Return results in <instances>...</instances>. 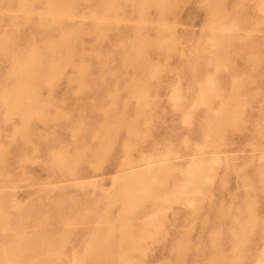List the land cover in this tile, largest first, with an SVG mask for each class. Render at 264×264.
I'll use <instances>...</instances> for the list:
<instances>
[{
  "label": "rangeland",
  "instance_id": "obj_1",
  "mask_svg": "<svg viewBox=\"0 0 264 264\" xmlns=\"http://www.w3.org/2000/svg\"><path fill=\"white\" fill-rule=\"evenodd\" d=\"M262 260L264 0H0V264Z\"/></svg>",
  "mask_w": 264,
  "mask_h": 264
},
{
  "label": "bare ground",
  "instance_id": "obj_2",
  "mask_svg": "<svg viewBox=\"0 0 264 264\" xmlns=\"http://www.w3.org/2000/svg\"><path fill=\"white\" fill-rule=\"evenodd\" d=\"M200 164H201V162H200ZM263 261V260H262ZM261 262V261H260ZM263 263H264V261H263ZM261 264V263H260Z\"/></svg>",
  "mask_w": 264,
  "mask_h": 264
}]
</instances>
